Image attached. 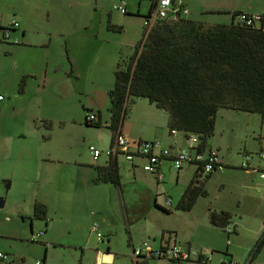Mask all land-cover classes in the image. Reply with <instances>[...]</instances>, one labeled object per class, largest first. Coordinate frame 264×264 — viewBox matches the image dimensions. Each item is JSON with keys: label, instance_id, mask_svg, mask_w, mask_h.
<instances>
[{"label": "crops", "instance_id": "obj_1", "mask_svg": "<svg viewBox=\"0 0 264 264\" xmlns=\"http://www.w3.org/2000/svg\"><path fill=\"white\" fill-rule=\"evenodd\" d=\"M120 1L114 2L115 4L112 5V8ZM125 3L128 14V1L125 0ZM137 3L136 12L137 15L141 16L146 12L140 11V3ZM183 4L187 10L185 14L188 15L190 11L186 0H183ZM261 6L260 8L258 6L254 7L252 1H249L247 10L240 11L249 14H260L263 10ZM5 10L7 8H0V43L10 41L11 43L7 44L25 47L32 45L44 46V38H41L39 42L30 40L29 33L33 19H30L31 24L29 27L28 19L27 24L21 22L24 18L21 9L16 12L13 10L6 12ZM61 20L64 21V30L67 31L73 25L80 26L81 32L71 39L72 44H70V47H66L65 42L67 43V41H63L62 37L64 35L60 27L61 24L58 23ZM143 20L146 23V31H149L156 23H148L145 18ZM12 21H16L18 26L11 30V39L4 40L2 31ZM92 21L93 17L88 19L86 16L80 18L77 23H73L71 19H58L55 21L58 24L55 25L54 38L62 39L64 53L57 52L51 56L49 54L42 56L38 60V64L34 68L32 67L25 71L23 76L16 80L15 83H7V79L0 81V93L4 96V99L0 101V114L7 113V111L8 113L13 112L23 118V120L21 119L23 122L22 126H27L29 132H36L39 136L41 135V140L37 144L38 149L26 151V153L31 154L29 157L31 161L35 159L37 162V173L35 175L40 179L41 183L52 185L54 177L57 181L61 180V178H57L56 170L61 172L64 164L69 166L66 173V191L62 190L60 192V188H55L54 190L51 189L49 193L44 190L37 194L31 191L28 193L32 197V200L31 198L29 199L32 211L26 213L30 216L29 219L31 220V217L35 216L34 207L36 205H41L44 210V217H34L35 220H31L32 222H30L29 226L30 242L40 244L45 248L43 255H41L42 258L36 260H39L40 264H46L48 246L61 245L73 252V256L79 259V264H123L124 257L128 254L125 251H121L120 244H131L130 264H138L144 258L136 259L133 257L132 251L140 247L144 241H148L150 248L154 251L174 243L183 249L195 250L202 256L210 255L213 264H218L229 258L234 259L228 249V244L232 243L231 235L240 234V228L233 220L228 224L232 229L229 243L226 241L227 234L222 228L225 236L224 244L227 245L225 250H209V253L201 249H194L191 245L192 240L190 237H181L178 228L173 226L164 227L160 221L156 223H160V230L157 226L149 231L143 229L141 233H135L140 238L137 240L134 239L132 226L122 231V224H132L133 218L137 217V215L140 218L137 221H142L146 216L151 215L154 210L163 211L162 208L168 210L172 204V196L176 197V208L184 189L194 178L197 164L194 160H191L184 163L180 169H175L172 166V156L181 149L189 148L187 135L182 131L169 129L168 114L165 110L157 108L147 99L148 106L145 107L143 100L136 98L137 100L135 99L130 104L124 119L115 132L123 133L131 141L157 139L164 148H169L170 155L162 156L159 159L153 173L143 169L147 162L146 157L135 154L132 161H128L121 153H117L113 156H115L118 166L119 184L96 181L98 168L106 166L109 160V156H106L104 151L112 145L115 136V132L112 134V130L108 127L111 116L108 92L114 83V72L119 62L133 54L135 44L141 40L143 33L141 37L138 35L137 37H131L129 40L131 44L129 49L131 48V51L125 53V55H121L122 45L125 44L124 41L115 42L118 45L117 52H113L107 62L108 69L112 73V79L107 77V80L103 81L102 66L99 65L97 67V64H95L97 62L95 57L98 58L99 53L96 52L97 50L89 51L88 49L89 37L92 36L95 41L100 37L95 32V29L92 28L94 27ZM90 27L92 33L88 31ZM122 28L117 23H108L106 29L113 33H120ZM67 35L71 36V33L67 32ZM110 35L112 34L107 36L109 41H111ZM77 36H80V38L76 39ZM14 38H17L18 41L14 42ZM20 42H25L26 45H22ZM93 71H97L96 76L90 77L89 74ZM58 72L60 75H58ZM84 76H86V81L82 80ZM87 112L95 114L96 123H99V126L86 124ZM146 112H149L150 115L145 116ZM219 113L220 111L215 119L214 134L205 145V153L210 149L216 150L221 162V166L217 167L213 173H219L224 178L230 176L238 182L239 190L232 193L237 207L241 206L243 201H247L254 206V211H261L262 213L264 209V179L260 177V173L264 169V159L259 158L258 152L263 147L264 134L262 130L255 132L252 136L251 148H247L244 144L243 152L241 153L240 148L238 151L241 155L240 162H233L232 152L226 154L224 159L221 148L224 145L228 146L235 138V134H232L236 129L233 123L242 120L247 122L256 118H253L252 115L254 114H243L244 116H241L235 113L230 114L232 112L227 110V112H224L225 114H221V121L224 122L222 123L219 121ZM260 117L262 124H264V114L260 115ZM87 129L99 131L95 134H90L87 139V134H84V132L80 134ZM101 129L104 132H101ZM172 130L175 132H172ZM227 131L232 133L228 135ZM179 132L182 135L179 136ZM16 133L19 134L18 136H23L26 131L19 130ZM78 134L83 135L82 139L79 136V142L83 143V147H78L76 144ZM226 136H229V138H225ZM87 145H94L102 151L98 159H92L88 147L86 148ZM129 150L135 152L136 146L132 144ZM246 155L251 156V160L248 166H243ZM121 169H123V172ZM52 170L53 175L51 173ZM71 172H73L72 176ZM212 174L204 182L206 191V186ZM158 175H161V177L159 178ZM28 180L31 186L30 177ZM164 181L167 182L161 185L160 183ZM7 184L9 188L10 182ZM223 184L224 182L220 181L219 186ZM173 186L175 188L171 189ZM159 189L162 191L160 192ZM28 190L26 189V191ZM164 192L168 194L165 195L162 203L157 198L159 194ZM218 204H221V206H218ZM194 205L190 210L183 212L192 211ZM140 206H142V209L139 208ZM227 206L229 205L224 202L216 203L213 207L207 205L208 212L206 214H209L213 209L216 212L227 211L231 214V208ZM131 216L133 217L130 218ZM33 221L38 222L35 223ZM34 223L37 225L35 226ZM93 223H96L99 230L104 234L105 240L103 242H99L95 234L90 231ZM212 226L216 227L213 224ZM36 227L42 229L43 232L41 231L42 234L32 241V235L37 233H34V228ZM263 231L264 217L262 218L261 227L258 231H253L254 235L248 243L250 247L254 246L250 264H254L257 253L264 247V236L257 241V244H254ZM209 240L211 244L215 243L212 235ZM137 243L140 245H132ZM8 250L9 245L0 248V252L8 255V260L0 259V264H16L15 258L8 253ZM145 260L147 264H174L176 262L193 264L190 261L194 259L190 261H175L153 256ZM21 264L23 263L21 262Z\"/></svg>", "mask_w": 264, "mask_h": 264}, {"label": "rangeland", "instance_id": "obj_2", "mask_svg": "<svg viewBox=\"0 0 264 264\" xmlns=\"http://www.w3.org/2000/svg\"><path fill=\"white\" fill-rule=\"evenodd\" d=\"M127 1V8L129 9L128 14H122L112 8V5L115 4L114 2H118V0H0V8H7V10H5L6 12L22 10L24 15V18L21 20L22 23L27 24L28 19V25L30 27V19H33L32 28L29 33L31 41L39 42L41 38H44L45 42L43 47L35 45L25 47L7 44L11 43L10 41L0 43V81L7 79V83H15L16 80L23 76L25 71L32 67L34 68L42 56L48 54L51 56L57 52L64 53L63 41H67V43L65 42L66 47H70V44H72L71 39L76 34L80 33L81 29L79 25H73L68 31L64 30V21L61 20L58 23L61 24L60 27L64 35L62 37L63 41L57 37L55 39V25L58 24L55 23V21L64 18L66 20L71 19L73 23H77L80 18L85 16L88 19L93 17L92 23L94 27L92 28H94L95 32L100 36L97 41H95L92 36L89 37L88 49L89 51L97 50L96 52L99 53V57H95L97 61L95 64H97V67H99V65L102 66L103 81L107 80V77L108 79H112V73L108 69L107 62L109 61V56L113 52H117L118 45L115 42L123 40L125 43L122 45L121 55L130 52L131 48L129 49V47H131V44L129 40L131 37H137V35L141 37L146 25L143 17L137 15V2L140 3V11L148 13L150 9L149 0ZM249 1H252L254 7L258 6L260 8L262 5V9L264 0H186L190 13L188 15L182 14V16L191 20H201L209 23H229L232 12L247 10ZM142 15H145V13ZM108 23H117V25L122 26V32L113 33L107 30ZM88 31L92 33L91 27ZM67 32L71 33V36H68ZM108 34H112L110 35L111 41L107 39ZM79 38L80 36L76 37V39ZM20 44L26 45L25 42H20ZM96 72L97 71H93L89 76H96ZM58 75H60L59 72ZM82 80L86 81V76H84ZM140 100H143L142 102L145 104V107L148 106V101L145 98H140ZM224 112H227V110L221 109L219 113V121L222 123L224 122L221 121V114H225ZM231 112L230 114L235 113L241 116L247 114L243 112ZM149 115L150 113L146 112L145 116ZM252 116L256 119L247 122H243L242 120L233 123L236 128L234 133L227 131L228 135H230V133L235 134V138L228 146H222L221 153L224 154V159L226 154L232 152L233 162H240V153L243 152L244 144L247 148H251L250 144L253 140V134L261 130L264 134V124H262L260 115L254 114ZM21 119L23 120V118H20L13 112L8 113L7 111V113L0 114V197L5 199L4 205L0 207V248L9 245L8 253L15 258L16 264H21V262L23 264H33L36 259L42 258L41 255H43L45 248L29 240L30 222L35 219L31 217L30 220V216L26 214L32 211L31 202L29 200L30 198L32 200V197L28 193L31 191L37 194L38 192L40 193L41 190L49 193L51 189L54 190L55 188H60V192L62 190L66 191V173L69 166L64 164L61 172L56 170L57 178H61V180L57 181L54 177L52 185L41 183L40 179L35 175V173H37V162L35 159L31 161L29 158L31 154L26 153V151L38 149L37 144L41 140V135L39 136L36 132H29L27 126H22L23 122ZM19 130H25L26 134L18 136L19 134L16 132ZM98 131L99 130L95 129H87L80 134L84 132V134H87L86 136L88 139L90 134H95ZM100 131L104 132L102 129ZM178 135L180 136L182 133L179 132ZM79 136L81 138L83 135L78 134L76 144L78 147H83V143L79 142ZM225 138H229V136ZM87 147L88 145L86 148ZM240 148L241 151L238 153ZM119 161H121V159H119ZM121 171L123 172V169H121ZM51 173L53 175V170ZM72 175L73 172H71V176ZM29 177L32 181L31 186L28 180ZM220 181L224 182L222 186H219ZM8 182H10V186L6 188ZM165 182L167 181L160 184L164 185ZM173 188H175V186L171 187V189ZM26 189L29 190L26 191ZM206 189L208 191L207 195L199 196L192 211L183 212L176 209V197L170 194L173 197L171 207L168 208L170 212L154 210L151 215L146 216L143 220L141 219L142 221L139 220L140 222L137 221V219L140 218H138L139 215L136 214L137 217L133 218L132 224H122V231L132 226L134 239L137 240L140 238L136 236L135 233H141L143 229L149 231L157 226L160 230V223L156 224L157 221H160L164 227L173 226L178 228L181 237H190L192 240L191 245L194 249H201L208 251V253L209 250L224 251L227 245L224 244L225 236L222 232V228L212 226L209 216L206 214L208 212L207 205L213 207L216 203L224 202L229 205L227 207H230L232 211L230 222H232V220L235 221L240 228L239 235H231L232 243L228 244V249L235 260H242L247 254L248 247H250L248 243L254 235L253 231H258L261 227L264 209L262 213L261 211H254V206L247 201H243L241 206L237 207L232 193L238 191L239 186L238 182L230 176L224 178L219 173H213ZM159 191L161 192L162 190L159 189ZM166 194L168 193L164 192L159 194L157 198L158 201L162 202ZM218 206H221V204H218ZM139 208L142 209V206ZM33 222L37 223L38 221ZM36 225L37 224H35V226ZM39 231L43 232L42 229L37 227L34 228V233ZM211 235L215 242L212 244L209 240ZM134 243L136 242L134 241ZM120 245L121 251H125V253L128 254L124 257L123 264H130L131 260L129 254L132 249L131 244ZM132 245L136 246L138 243ZM79 263V259L73 256V252L69 248H64L61 245L48 246L46 264ZM174 264L180 263L176 262ZM254 264H264V247L257 253Z\"/></svg>", "mask_w": 264, "mask_h": 264}, {"label": "trees", "instance_id": "obj_3", "mask_svg": "<svg viewBox=\"0 0 264 264\" xmlns=\"http://www.w3.org/2000/svg\"><path fill=\"white\" fill-rule=\"evenodd\" d=\"M242 13L232 12L229 23H209L185 18L178 11L157 20L149 31L144 28L133 54L119 62L114 72L108 92L112 134L130 104L145 98L167 112L169 129L197 137L190 149L205 160L212 150L205 153V145L214 134L221 109L264 114V3L259 17L250 23L240 18ZM204 160L195 162L194 178L176 209L188 211L199 196L207 195L204 182L217 164L204 173ZM118 178L115 156H109L107 165L98 168L96 181L119 184ZM34 215L44 217L41 205L34 207ZM208 215L215 226L230 223L227 211L211 210Z\"/></svg>", "mask_w": 264, "mask_h": 264}, {"label": "built area", "instance_id": "obj_4", "mask_svg": "<svg viewBox=\"0 0 264 264\" xmlns=\"http://www.w3.org/2000/svg\"><path fill=\"white\" fill-rule=\"evenodd\" d=\"M183 0H156L155 6L153 7L152 11L148 15V18L146 22L148 23H154L159 19H164L170 16L171 13L173 15L180 11L182 13H186L185 7L183 8ZM114 9L118 10L121 13H126V3L125 0H121L118 4L113 6ZM258 14H251L248 15L246 13L240 14V18L242 20H245L247 23H250L252 19L258 18ZM18 26V23L16 21H12L11 24L6 26L3 31V39L8 40L11 39V30ZM14 42H17V38L13 39ZM4 99L3 94L0 93V101ZM86 122L87 123H94L96 122V116L93 112H87L86 114ZM172 132H175L172 130ZM189 148L188 149H181L180 151L176 152L172 156V166L175 169H180L184 163L189 162L191 160H194L195 162L198 160H204V157L201 154H197L194 151L190 149L191 147H195L197 144V137L194 135L187 136ZM136 146V151L133 152L129 150L131 145ZM88 151L90 156L93 160L98 159V157L102 154V151L97 148L94 145L88 146ZM106 156H113L117 153H121L124 158L128 161H132V158L135 154H138L140 156L146 157L147 162L143 166L144 170L155 172V169L157 167V163L159 159L162 156H169L170 150L169 148H164L161 145V142L157 139L151 140V141H141V140H135L131 141L129 140L123 133L121 132H115V136L113 139L112 145L104 151ZM208 156L205 157L204 160V173L210 172L216 165L217 167L221 166V162L219 159V156L217 154L216 150H211ZM258 156L260 159H264V144L261 150L258 152ZM251 160V156L246 155L243 166H248L249 162ZM160 178L161 175H158ZM260 177L264 179V169L260 173ZM90 231L95 234L97 240L99 242H103L105 240L104 234L99 230L98 225L96 223H93L90 227ZM224 231L227 234V243L230 242V234L232 232L231 227L227 224L224 227ZM42 232L39 231L32 235L31 240L34 241L41 235ZM264 236V231L259 235L257 240L254 244H257V241L260 240ZM254 246L250 249H248L246 256L242 260H235V259H226L218 264H250L252 260V254H253ZM133 257L137 258H144V260H141L138 264H147L146 258L150 257H159L164 258L167 260H175V261H190L191 259H194L190 261V263L193 264H213L211 262V256H202L199 252L192 250V249H183L177 244H170L166 245L164 247L158 248L157 250H152L149 246L148 241H144L142 245L138 248L133 249L132 251ZM0 259L1 260H8V255L0 252ZM41 262L39 260H36L33 262V264H40Z\"/></svg>", "mask_w": 264, "mask_h": 264}, {"label": "flooded vegetation", "instance_id": "obj_5", "mask_svg": "<svg viewBox=\"0 0 264 264\" xmlns=\"http://www.w3.org/2000/svg\"><path fill=\"white\" fill-rule=\"evenodd\" d=\"M149 3H150L151 10L148 12V14L145 13V15H141L145 19L150 14V12L152 11L153 7L155 6L156 0H149Z\"/></svg>", "mask_w": 264, "mask_h": 264}, {"label": "water", "instance_id": "obj_6", "mask_svg": "<svg viewBox=\"0 0 264 264\" xmlns=\"http://www.w3.org/2000/svg\"><path fill=\"white\" fill-rule=\"evenodd\" d=\"M6 188H8V184L6 185ZM4 198L0 197V207H2L4 205Z\"/></svg>", "mask_w": 264, "mask_h": 264}]
</instances>
